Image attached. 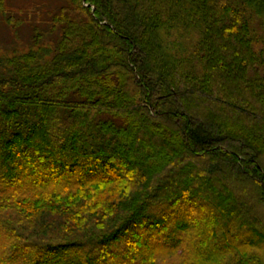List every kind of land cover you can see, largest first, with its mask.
Returning a JSON list of instances; mask_svg holds the SVG:
<instances>
[{"label":"trees","instance_id":"trees-1","mask_svg":"<svg viewBox=\"0 0 264 264\" xmlns=\"http://www.w3.org/2000/svg\"><path fill=\"white\" fill-rule=\"evenodd\" d=\"M60 1L0 47V264H264V0Z\"/></svg>","mask_w":264,"mask_h":264},{"label":"rangeland","instance_id":"rangeland-1","mask_svg":"<svg viewBox=\"0 0 264 264\" xmlns=\"http://www.w3.org/2000/svg\"><path fill=\"white\" fill-rule=\"evenodd\" d=\"M61 3L60 0H6V6L9 15L14 20H21L19 37L24 40H18V37L0 16V47L9 49L20 45L23 41H27V37L31 35V30L35 26L44 27V20L47 19V12L53 6Z\"/></svg>","mask_w":264,"mask_h":264}]
</instances>
